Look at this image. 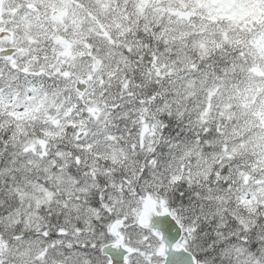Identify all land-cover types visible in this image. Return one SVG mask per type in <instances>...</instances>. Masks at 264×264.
I'll return each instance as SVG.
<instances>
[{
    "label": "snow or ice",
    "instance_id": "snow-or-ice-1",
    "mask_svg": "<svg viewBox=\"0 0 264 264\" xmlns=\"http://www.w3.org/2000/svg\"><path fill=\"white\" fill-rule=\"evenodd\" d=\"M0 264H264V0H0Z\"/></svg>",
    "mask_w": 264,
    "mask_h": 264
}]
</instances>
